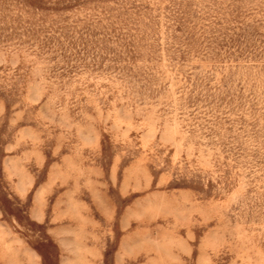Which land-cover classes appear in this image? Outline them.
<instances>
[{"label":"rangeland","instance_id":"rangeland-1","mask_svg":"<svg viewBox=\"0 0 264 264\" xmlns=\"http://www.w3.org/2000/svg\"><path fill=\"white\" fill-rule=\"evenodd\" d=\"M0 264H264V0H0Z\"/></svg>","mask_w":264,"mask_h":264}]
</instances>
